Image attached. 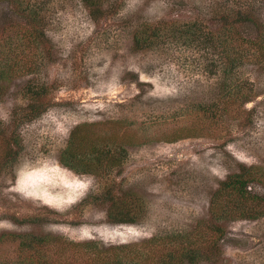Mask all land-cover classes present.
<instances>
[{
	"label": "rangeland",
	"instance_id": "obj_1",
	"mask_svg": "<svg viewBox=\"0 0 264 264\" xmlns=\"http://www.w3.org/2000/svg\"><path fill=\"white\" fill-rule=\"evenodd\" d=\"M31 1L42 8L50 39L36 72L20 71L38 59L36 51H23L14 29H0V67L12 65L10 80L0 76V123L16 130L23 146L10 172L0 174V258H25L12 234H34L55 239L44 247L51 264L88 261L70 241L132 246L125 250L129 264H157L166 250L146 241L192 233L209 219L222 182L244 166L264 169V66L240 69L235 84L246 83L256 97L246 107H228L211 50L176 39L134 49V33L143 23L198 20L212 29L211 8L221 0H105L99 21L82 0ZM243 2L264 20V0ZM29 84L47 86L49 108L31 123L12 126L13 113L27 103L23 91ZM200 104L230 112L208 120L197 112ZM108 121L120 122L127 140L141 143L128 148L120 167L78 174L60 162L74 127ZM45 166L72 187L59 181L18 185L22 170ZM252 189L264 195L263 185ZM110 191L139 199L138 223L110 221ZM224 227L221 254L200 264H264V217Z\"/></svg>",
	"mask_w": 264,
	"mask_h": 264
},
{
	"label": "trees",
	"instance_id": "obj_2",
	"mask_svg": "<svg viewBox=\"0 0 264 264\" xmlns=\"http://www.w3.org/2000/svg\"><path fill=\"white\" fill-rule=\"evenodd\" d=\"M235 1L221 0L213 4L212 29H203L198 20L186 23L166 20L155 24L143 23L134 33L133 47L137 51L150 50L166 39H176L211 50L218 57L216 62L224 77L227 106L239 103V107H246L254 100L256 93L246 83L236 85L234 78L247 65L264 66V20L248 2H243L245 0ZM82 2L95 21L105 16V0ZM0 8V29H14L21 43L20 48L23 51L32 49L38 57L33 65L22 66L20 71L36 72L40 67V56L50 44L42 8L31 0H0ZM11 67L10 63L0 67L3 81L11 79ZM48 93L45 85L29 84L23 91L27 103L15 110L11 125L23 126L41 117L49 108L46 100ZM228 107L218 109L215 105L200 104L197 112L208 120L217 121L229 114ZM119 124L117 121H108L77 125L71 131L67 147L60 154V162L78 174H104L120 167L127 158L128 148L141 143L129 142L127 132H123L124 127ZM22 149L19 133L6 130L0 123V174L10 172ZM255 183L264 186V169L242 167L221 183L211 199L209 219L199 221L192 233H177L168 239L156 236L146 241L147 245L161 246L159 252L166 250L165 254L158 257L157 264H200L202 261L215 260L222 252L226 223L264 217V195L253 191L252 185ZM107 199L112 223L136 224L141 220L138 198L132 197L130 201L110 191ZM4 237L0 236V242ZM12 237L21 240L19 250L25 254V258L16 261L0 258V264H51L44 247L48 240L54 241V238L34 234H12ZM69 245L88 257V261L83 264L130 262L125 250L132 246L107 247L97 242L73 241Z\"/></svg>",
	"mask_w": 264,
	"mask_h": 264
},
{
	"label": "clouds",
	"instance_id": "obj_3",
	"mask_svg": "<svg viewBox=\"0 0 264 264\" xmlns=\"http://www.w3.org/2000/svg\"><path fill=\"white\" fill-rule=\"evenodd\" d=\"M49 173H51V175H49ZM57 173V169H48L46 166L43 169H25L18 174V185L21 188H27L41 181L49 184H55L59 181L68 185V187H72L63 176H58Z\"/></svg>",
	"mask_w": 264,
	"mask_h": 264
}]
</instances>
